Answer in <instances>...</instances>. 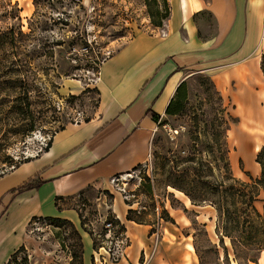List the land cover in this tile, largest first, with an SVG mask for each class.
Returning <instances> with one entry per match:
<instances>
[{
  "label": "rangeland",
  "instance_id": "rangeland-1",
  "mask_svg": "<svg viewBox=\"0 0 264 264\" xmlns=\"http://www.w3.org/2000/svg\"><path fill=\"white\" fill-rule=\"evenodd\" d=\"M157 4L161 8L160 0ZM10 6H15L19 19L12 18ZM146 8L143 0H0V31L18 25L30 34L25 40L27 55L22 49H16L18 54L14 55L25 64L3 75L8 82L0 81V108L20 105L27 118L13 113L0 117V153L9 156L12 163L30 159L44 150L63 126L87 119L97 101L95 82L100 63L135 33L163 26L165 20L158 27L151 24ZM197 20L206 28L204 35L212 34L208 15ZM40 39L51 53L28 54ZM258 51L238 64L221 61L185 71L180 89L182 108L157 118L148 160L111 177L107 190L87 186L72 195L67 206L75 211L71 217L78 218L74 228L80 237L91 240L89 257L88 252L84 254L90 264H123L121 258L126 257L128 241L122 240L123 249L116 250L112 248V233L104 236L102 231V219L114 216L108 208L113 197L131 203L129 207L147 219L152 231L157 229L169 238L160 241L159 234L150 259L144 263L141 250L134 264H179L183 260L199 264L197 253L202 264L221 263L214 208L207 203L184 205L183 193L166 184L186 188L190 182L199 188L193 195H214L206 188L218 184L225 188L229 175L255 184L260 176L255 157L264 138V56ZM29 121L32 129L24 132L22 125ZM4 155H0V173L10 170L8 161H2ZM191 156L193 160L186 161ZM184 168L188 170L185 181L179 176ZM255 191L254 205L260 211L264 192L260 186H255ZM163 210L169 219H163ZM158 224H174L177 236L168 235ZM223 240L228 262L236 264L228 239ZM185 243L196 247V253L193 250L190 254L193 258L188 257ZM22 246L16 254L17 264H23L19 263L23 257L25 264H78L73 256L76 239L67 224L31 219L24 228ZM103 246L110 249L107 254ZM151 246L150 241L144 248L146 254ZM262 251L246 264H264Z\"/></svg>",
  "mask_w": 264,
  "mask_h": 264
},
{
  "label": "crops",
  "instance_id": "crops-1",
  "mask_svg": "<svg viewBox=\"0 0 264 264\" xmlns=\"http://www.w3.org/2000/svg\"><path fill=\"white\" fill-rule=\"evenodd\" d=\"M167 1L169 15L163 26L135 33L98 66L92 114L63 126L51 136L46 150L0 176V264L22 244L32 217H60L76 225L78 218L71 217L75 211L67 206L72 195L87 186L107 190L111 177L148 160L156 128L149 113L164 115L185 71L221 61L238 64L258 48L264 56V0ZM203 14L212 21V34L204 35L206 28L197 20ZM28 180L32 186L13 190ZM185 200L182 204L193 206ZM128 207L121 197H113L108 208L123 225L128 241L123 264H134L149 246L151 227L126 220ZM158 225L168 235L175 233L174 224ZM159 234L160 241L169 239ZM81 241L83 264H90L84 254L89 257L91 240L81 236ZM188 249L193 258V249Z\"/></svg>",
  "mask_w": 264,
  "mask_h": 264
},
{
  "label": "trees",
  "instance_id": "trees-1",
  "mask_svg": "<svg viewBox=\"0 0 264 264\" xmlns=\"http://www.w3.org/2000/svg\"><path fill=\"white\" fill-rule=\"evenodd\" d=\"M146 5L147 15L150 19V22L153 26H161L162 20H166L169 15V3L167 0L161 1V8L157 4L158 0H143ZM12 11V18L16 20L19 19L17 15V9L15 6H10V12ZM161 11V13H160ZM29 33H23L20 30V26L18 25H10L6 30L0 31V81L4 79V74L10 72L12 70H16L20 65L25 64V60H21L19 57L15 58L18 52L16 49L21 50L24 56L27 55V40L29 38ZM55 45L59 44V41H54ZM36 47H31L28 50V54H33V52L37 51V56L41 55H49L47 53H51V48L47 46V43H43V41L38 40L35 43ZM50 50V51H49ZM14 68V69H12ZM4 82H8L4 79ZM181 81L176 88L174 89L173 95L169 99L168 103L164 108V114L173 115L178 113L182 108V94L180 92ZM176 98V99H175ZM27 103L24 104L26 106ZM22 108L20 105H14L13 107L8 108L7 110L0 108V117L5 116L6 114H16L17 116L27 118V111ZM152 120L157 121V115L150 111L149 113ZM24 127V128H23ZM32 121L28 123H24L22 125V130L25 132L30 131L32 128ZM2 137H0L1 139ZM50 144V139L46 142L44 150ZM0 155H4L0 153ZM29 160V158H24L23 160H17L14 163L10 162V158L7 155H4L3 162L8 161V166L10 169L17 166L19 163ZM193 156L186 157V161H192ZM255 161L260 166V176L255 180V184L247 183L239 181L230 175L228 176L229 183H227L226 187L221 189L218 185L209 186L206 190L212 191L214 195H193L192 192H196L199 188L191 185L192 183H188V186L181 187L171 184L169 185L176 190H179L186 196L189 200V203L193 206H201L204 203L209 204L214 208L215 211V222H214V233L218 240V244L222 250V260L221 263L216 261V264H230V260L228 262L227 255V247L223 245V239L226 237L228 239V246L230 248V252L232 255V262L235 261L236 264H246L247 261H254L255 253H259L261 250H264V199L261 206V210L256 209L254 205L256 191L255 186H260L264 192V138L263 144L259 148L256 153ZM139 166V165H137ZM135 166V167H137ZM133 167V168H135ZM188 170L184 168L181 170L179 176H183V181H185V176L187 175ZM4 172L0 173V176ZM33 183L28 180L16 187L15 191H21L25 188L32 186ZM203 189V188H202ZM128 206L131 203L124 201ZM182 211L186 212V209L182 207ZM163 214L165 215V219H169L167 216V212L163 210ZM195 214V213H194ZM79 217V216H78ZM161 218V217H160ZM31 219H45L55 225L59 224H67L71 232L74 234L76 239V250L77 252L73 254L74 257L77 258L78 264H82V254H83V246L80 234L77 229L74 228L72 222L65 218L60 217H32ZM30 219V220H31ZM125 219L133 221L139 224H149L150 223L143 217L142 214L136 215V210L128 207L125 214ZM171 220V219H170ZM106 221H109L112 226H115L114 234L120 233L124 231L123 225L114 217H106ZM81 226V222H80ZM103 233L105 229L102 227ZM152 230L150 229V232ZM205 235L206 233L203 232ZM98 237H102V235H98ZM213 248L214 245H211ZM22 244L19 245L6 259L3 264H17L16 263V254L22 250ZM194 251L196 253V247H194ZM214 253L216 250L214 248ZM197 257L199 259V264H202V258L197 253ZM217 259V257H216ZM243 261V262H242ZM25 264L26 260L23 257L19 263Z\"/></svg>",
  "mask_w": 264,
  "mask_h": 264
},
{
  "label": "built area",
  "instance_id": "built-area-1",
  "mask_svg": "<svg viewBox=\"0 0 264 264\" xmlns=\"http://www.w3.org/2000/svg\"><path fill=\"white\" fill-rule=\"evenodd\" d=\"M101 223H102V227L105 229V232L103 234L104 236H109V233L110 232L112 233V238H111L113 240L112 248H115L116 250H122L123 249V246L121 245L122 244V240H125L123 232L114 234L113 231L115 230L116 227L112 226L109 221H106V217H104L102 219ZM150 237H151L152 246H151V249H150L149 253L146 254L144 251H142V256H143L144 263L146 261H148L150 259V257L152 256V254H153V251L155 249V246L157 244L158 237H159L158 230L154 229L153 231H151ZM101 247H102V245H100L99 249ZM103 248L106 250V251L104 250L106 252V254L110 251L109 248L107 249L104 246H103Z\"/></svg>",
  "mask_w": 264,
  "mask_h": 264
},
{
  "label": "bare ground",
  "instance_id": "bare-ground-1",
  "mask_svg": "<svg viewBox=\"0 0 264 264\" xmlns=\"http://www.w3.org/2000/svg\"><path fill=\"white\" fill-rule=\"evenodd\" d=\"M263 37H264V35H263ZM262 48H264V40L262 39V42H261V49ZM258 148V145H255L254 146V149H257ZM189 248L192 250L193 249V247H192V245H189ZM194 250V249H193Z\"/></svg>",
  "mask_w": 264,
  "mask_h": 264
}]
</instances>
